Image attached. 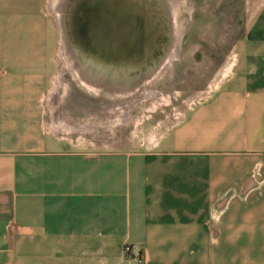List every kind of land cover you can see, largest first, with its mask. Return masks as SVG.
I'll return each mask as SVG.
<instances>
[{"label": "crops", "instance_id": "0c3cea01", "mask_svg": "<svg viewBox=\"0 0 264 264\" xmlns=\"http://www.w3.org/2000/svg\"><path fill=\"white\" fill-rule=\"evenodd\" d=\"M45 6L0 0V264H264V0L209 96L153 147L97 153L55 117Z\"/></svg>", "mask_w": 264, "mask_h": 264}, {"label": "rangeland", "instance_id": "374dc122", "mask_svg": "<svg viewBox=\"0 0 264 264\" xmlns=\"http://www.w3.org/2000/svg\"><path fill=\"white\" fill-rule=\"evenodd\" d=\"M258 6L46 0L45 13L59 28L60 130L68 128L73 147L90 153L153 147L225 80Z\"/></svg>", "mask_w": 264, "mask_h": 264}, {"label": "built area", "instance_id": "2783aa9c", "mask_svg": "<svg viewBox=\"0 0 264 264\" xmlns=\"http://www.w3.org/2000/svg\"><path fill=\"white\" fill-rule=\"evenodd\" d=\"M125 251H126V252H129L130 249H129V248H126ZM139 263L142 264V263H143V260H142V259H139Z\"/></svg>", "mask_w": 264, "mask_h": 264}, {"label": "bare ground", "instance_id": "6f19581e", "mask_svg": "<svg viewBox=\"0 0 264 264\" xmlns=\"http://www.w3.org/2000/svg\"><path fill=\"white\" fill-rule=\"evenodd\" d=\"M99 8V7H98ZM84 17V16H83ZM84 20V19H83Z\"/></svg>", "mask_w": 264, "mask_h": 264}]
</instances>
